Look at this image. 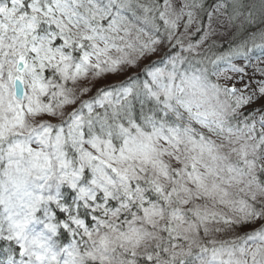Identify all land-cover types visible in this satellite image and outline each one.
<instances>
[{
    "label": "snow or ice",
    "instance_id": "1",
    "mask_svg": "<svg viewBox=\"0 0 264 264\" xmlns=\"http://www.w3.org/2000/svg\"><path fill=\"white\" fill-rule=\"evenodd\" d=\"M0 240L264 264V0H0Z\"/></svg>",
    "mask_w": 264,
    "mask_h": 264
},
{
    "label": "trees",
    "instance_id": "2",
    "mask_svg": "<svg viewBox=\"0 0 264 264\" xmlns=\"http://www.w3.org/2000/svg\"><path fill=\"white\" fill-rule=\"evenodd\" d=\"M163 54V53H162ZM161 54V55H162ZM152 57H155L154 58V60H158L159 59V57L158 56H152ZM151 57V58H152ZM148 62V61H147ZM143 63H145V61L143 62ZM149 63V62H148ZM8 247V242H6V241H2V240H0V259H3L4 258V256H3V249H5V248H7ZM14 247V246H13Z\"/></svg>",
    "mask_w": 264,
    "mask_h": 264
},
{
    "label": "rangeland",
    "instance_id": "3",
    "mask_svg": "<svg viewBox=\"0 0 264 264\" xmlns=\"http://www.w3.org/2000/svg\"><path fill=\"white\" fill-rule=\"evenodd\" d=\"M162 54V53H161ZM159 57V56H158ZM154 58L155 57H152V58H150L151 60H154ZM148 62H150V61H148ZM147 61H145V63H148ZM259 225H256V227H258ZM248 229H245V231H247Z\"/></svg>",
    "mask_w": 264,
    "mask_h": 264
}]
</instances>
